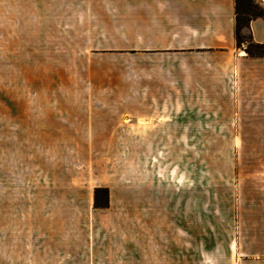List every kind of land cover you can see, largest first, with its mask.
<instances>
[{"label": "rangeland", "instance_id": "obj_1", "mask_svg": "<svg viewBox=\"0 0 264 264\" xmlns=\"http://www.w3.org/2000/svg\"><path fill=\"white\" fill-rule=\"evenodd\" d=\"M161 1L0 0L3 231L18 210L16 255L11 263L5 236L0 264L59 263L61 255H27L33 241L21 224L28 213L42 227L49 211L64 225L70 189L92 205L108 189L109 205L113 194L116 211L137 222L147 172L163 181L158 255L264 249V147L217 146L228 133L172 128L180 36Z\"/></svg>", "mask_w": 264, "mask_h": 264}, {"label": "crops", "instance_id": "obj_2", "mask_svg": "<svg viewBox=\"0 0 264 264\" xmlns=\"http://www.w3.org/2000/svg\"><path fill=\"white\" fill-rule=\"evenodd\" d=\"M160 3L169 4L165 10L177 19L172 22L171 34L180 36L178 45L172 49V128L228 133L226 139L218 140L223 143L217 146L264 147V57H249L237 47L235 0ZM245 32L264 47L263 17L252 19ZM147 173L143 182L144 204L137 222L131 221L130 213L124 209L122 214L116 211L113 194L110 205L99 208L81 191L70 189L65 195L69 207L63 211L64 225L51 218L49 211L42 227L36 226L28 213L25 216V224L21 225L26 226L33 241L26 244V250H30L27 255H61L58 264H264V249L252 255H178V252L161 255V251L158 255L157 248L162 243L157 236L162 218L158 220L156 214L162 212V204L157 198L162 194L163 181L156 173ZM173 196L176 206L179 188ZM10 211L12 220L7 227L11 229L3 231L1 191L0 243L5 236L11 239L8 258L13 263L18 210L12 206ZM175 222L178 226L177 216ZM36 237L41 241L36 242ZM257 238L264 243V232ZM3 258L0 255L1 262Z\"/></svg>", "mask_w": 264, "mask_h": 264}, {"label": "trees", "instance_id": "obj_3", "mask_svg": "<svg viewBox=\"0 0 264 264\" xmlns=\"http://www.w3.org/2000/svg\"><path fill=\"white\" fill-rule=\"evenodd\" d=\"M236 11V27L235 38L238 48H242L245 43L244 32L249 28V23L252 19L263 17L264 8L261 7L255 0H235ZM250 45L245 48L246 54L252 58H263L264 47L254 42L251 35ZM102 194H105L102 198ZM95 205L99 208H107L109 206V191L108 189H97L95 193Z\"/></svg>", "mask_w": 264, "mask_h": 264}, {"label": "water", "instance_id": "obj_4", "mask_svg": "<svg viewBox=\"0 0 264 264\" xmlns=\"http://www.w3.org/2000/svg\"><path fill=\"white\" fill-rule=\"evenodd\" d=\"M257 1L264 5V1H262V0H257Z\"/></svg>", "mask_w": 264, "mask_h": 264}]
</instances>
